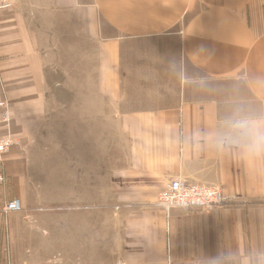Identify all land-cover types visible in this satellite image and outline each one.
<instances>
[{
  "label": "crops",
  "instance_id": "0c3cea01",
  "mask_svg": "<svg viewBox=\"0 0 264 264\" xmlns=\"http://www.w3.org/2000/svg\"><path fill=\"white\" fill-rule=\"evenodd\" d=\"M11 3L0 10V102L9 114L1 136L11 140L0 168V264H61L32 249L35 235L25 207L32 182L29 152L53 111L47 106V69L55 58L62 64L73 55L77 63L95 58L97 96L76 95L75 107H92H77L75 114L82 123L89 118L84 113L106 119L114 153L107 160L105 191L110 207L120 208L114 215L124 231L123 264H264V159L218 147L215 139L227 116L264 123V0ZM135 42L155 45L144 56L148 72L160 75L158 83L170 81L161 78L166 68L174 73L171 100L121 107L133 102L122 101L123 87L140 57L128 70L122 54ZM158 48L170 54L165 65L155 63ZM134 80L130 94H148L145 78ZM60 97L59 103H67ZM96 139L82 146L93 158L86 164L93 199L99 197L98 186L93 188L94 174L100 176ZM175 179L218 187L230 205L174 209L166 217L156 200ZM14 198L25 210L4 213Z\"/></svg>",
  "mask_w": 264,
  "mask_h": 264
},
{
  "label": "rangeland",
  "instance_id": "374dc122",
  "mask_svg": "<svg viewBox=\"0 0 264 264\" xmlns=\"http://www.w3.org/2000/svg\"><path fill=\"white\" fill-rule=\"evenodd\" d=\"M147 47L148 51L153 49L155 52V45L144 46L138 42L123 49L122 58L128 70L135 59H140L136 61L139 66L134 65L128 71L126 86L123 87L127 94L122 96V101L124 98L127 102H133L121 103V107H153L162 99L171 100L170 85L174 73L167 71L165 66L166 70L161 73V78L166 81L169 77L170 81L158 83L160 75L153 72V76L148 72L144 56L148 53ZM160 50L158 48L156 51L155 63L163 62L165 65L170 54L166 50H163V55L159 54ZM66 59L67 63L61 64L55 58V62L47 69V106L53 111L51 116H47L46 124L49 127L43 129L34 150L29 152L32 182L27 193V207H24L28 208L25 215L35 235L32 249L36 250L40 258H51L57 262L61 260V264H123L124 231L118 223L119 217L114 215L120 208L110 207L111 201L105 191L108 183L107 160L111 149L113 152L112 138H109L110 133H107L104 125L106 119H96L92 117L93 113H84L89 118L82 123L75 114L77 107L83 105L84 110L92 107V104L85 102L78 103L75 107L76 95H82L80 100L97 96L92 87L95 58L84 56L82 63H77L74 55ZM138 76L144 77L146 81L143 82L149 85L148 94L133 96L130 91L135 89L132 85L134 77ZM152 77V80H148ZM60 96L67 97V103H59ZM101 105L102 103L100 107ZM61 108L66 109L62 111ZM105 109L108 111V106ZM95 138L96 143L101 146L98 145L99 155L95 157L100 176L96 178L94 174L96 182L93 183L94 192L96 186L99 188V197L93 199L90 197L92 183L89 182L92 170L86 165L92 164L93 158L90 154L87 155V146H82L91 145ZM110 139L111 144H108ZM226 205L230 203L217 207ZM15 249L19 252L18 246Z\"/></svg>",
  "mask_w": 264,
  "mask_h": 264
},
{
  "label": "built area",
  "instance_id": "2783aa9c",
  "mask_svg": "<svg viewBox=\"0 0 264 264\" xmlns=\"http://www.w3.org/2000/svg\"><path fill=\"white\" fill-rule=\"evenodd\" d=\"M11 0H0V10L9 8ZM9 114L5 102H0V168L4 154L11 145L10 138L1 136V129L8 123ZM3 180L0 175V182ZM227 202L220 188L203 184L187 183L181 179L170 181L167 186L158 194L156 206L168 217L174 209L182 210H208L217 206H223ZM4 213L22 212L23 208L17 198L9 200L4 204Z\"/></svg>",
  "mask_w": 264,
  "mask_h": 264
},
{
  "label": "clouds",
  "instance_id": "9594fccd",
  "mask_svg": "<svg viewBox=\"0 0 264 264\" xmlns=\"http://www.w3.org/2000/svg\"><path fill=\"white\" fill-rule=\"evenodd\" d=\"M215 139L218 147L239 149L247 157L264 159V123L243 115L227 116Z\"/></svg>",
  "mask_w": 264,
  "mask_h": 264
},
{
  "label": "trees",
  "instance_id": "16d2710c",
  "mask_svg": "<svg viewBox=\"0 0 264 264\" xmlns=\"http://www.w3.org/2000/svg\"><path fill=\"white\" fill-rule=\"evenodd\" d=\"M228 203V202H227Z\"/></svg>",
  "mask_w": 264,
  "mask_h": 264
}]
</instances>
